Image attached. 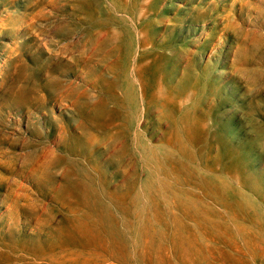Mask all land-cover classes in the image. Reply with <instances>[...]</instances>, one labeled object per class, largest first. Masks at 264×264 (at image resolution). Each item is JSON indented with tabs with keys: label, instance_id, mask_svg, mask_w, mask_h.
Listing matches in <instances>:
<instances>
[{
	"label": "rangeland",
	"instance_id": "374dc122",
	"mask_svg": "<svg viewBox=\"0 0 264 264\" xmlns=\"http://www.w3.org/2000/svg\"><path fill=\"white\" fill-rule=\"evenodd\" d=\"M0 71V264H264V0H0Z\"/></svg>",
	"mask_w": 264,
	"mask_h": 264
},
{
	"label": "bare ground",
	"instance_id": "6f19581e",
	"mask_svg": "<svg viewBox=\"0 0 264 264\" xmlns=\"http://www.w3.org/2000/svg\"><path fill=\"white\" fill-rule=\"evenodd\" d=\"M147 1V0H146ZM146 3V2H145ZM144 7V6H143ZM142 8V7H141ZM145 8V7H144ZM133 48H134V46H133ZM6 70V69H5ZM1 71H2V69H1ZM0 71V72H1ZM2 73V72H1ZM8 73H9V70H8ZM13 73V72H12ZM11 74V73H10ZM8 75V74H7ZM7 75H5V76H7ZM5 76H3V77H5ZM1 78V77H0ZM12 187V186H11ZM11 199V198H10ZM10 202V201H9ZM4 213V212H3ZM8 221H10V220H8ZM13 225V224H12ZM10 227H11V225H10ZM14 228V227H13ZM13 228H11V229H13ZM8 229H9V227H8ZM10 229V230H11ZM7 234V233H6ZM6 234H4V236H6ZM9 234H11V233H9ZM12 234H13V231H12ZM24 235H26V234H24ZM9 236V235H8ZM0 237H1V235H0ZM4 238V237H3ZM4 247V246H3ZM3 249V248H2ZM5 250V249H4ZM23 251V250H22ZM10 252V251H9ZM8 253V252H7ZM7 253H5L6 255H7ZM4 254V255H5ZM9 254H11V253H9ZM14 254V253H13ZM5 255V256H6ZM10 258V257H9ZM20 261V260H19ZM8 262V261H7ZM16 262V261H15ZM5 263H6V261H5ZM19 263V262H18ZM22 263V262H21ZM48 263V262H47ZM12 264H14L13 262H12ZM34 264V263H33ZM39 264V263H38Z\"/></svg>",
	"mask_w": 264,
	"mask_h": 264
}]
</instances>
